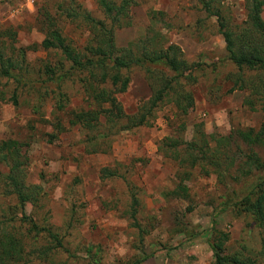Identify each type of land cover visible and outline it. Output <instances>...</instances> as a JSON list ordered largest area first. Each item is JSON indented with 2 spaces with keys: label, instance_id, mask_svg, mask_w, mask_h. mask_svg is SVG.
I'll list each match as a JSON object with an SVG mask.
<instances>
[{
  "label": "rangeland",
  "instance_id": "374dc122",
  "mask_svg": "<svg viewBox=\"0 0 264 264\" xmlns=\"http://www.w3.org/2000/svg\"><path fill=\"white\" fill-rule=\"evenodd\" d=\"M132 1L126 9L129 25L116 26L96 0H0V31L13 33L10 42L14 49L26 48L24 64L28 71L27 83L16 88L11 79L0 78L4 92L0 140L15 139L21 145L25 181L41 188L38 202L24 205L25 215L55 232L67 247V251L52 255L51 264H94V259L101 264H128L141 253L147 254L142 264H210L207 234L211 227L228 234L226 252L234 251L239 243L257 245V229L249 218L221 207L225 187L216 181L214 173L205 175L193 168L184 182L187 198L170 194L177 183L178 166L174 154L165 147L160 149L159 144L166 142V137L188 140L197 130L219 137L236 128L257 127L264 123V111L242 104L245 91L229 92L232 80L226 75L236 69L226 59L214 17H206L195 0ZM222 3L233 24L246 20L242 0ZM66 6L99 20L105 28L112 26L115 47L130 48L132 54L137 53V47L141 49L136 44L149 49L146 43L154 34L163 37L164 46L176 44L183 58L194 64L191 75L195 80L185 88L193 99L187 112L180 114L172 101L163 100L152 110L147 125L121 128L128 119L124 117L112 126L101 114L90 130L69 125L73 113L95 111L97 106L74 75L62 78L59 86L46 80L43 65H57L62 55L59 50L43 48L40 42L49 24L55 22L64 43L82 55L98 26L94 31L88 21L68 16L63 12ZM151 11L156 12L154 19L161 20L149 25ZM260 16L264 21V5ZM4 37L0 33V40ZM129 41L133 46L129 47ZM125 71L121 70L122 76L128 77L125 91L113 94L122 113L131 116L147 109L151 76L159 71L170 75V71L148 62L131 65ZM251 73L244 71V75ZM109 86L103 85L105 89ZM12 90L16 105L8 100ZM60 93L64 98L58 109ZM257 151L264 159V149ZM102 169L113 174H102ZM5 172L6 166L0 163V174ZM0 208V221L5 224L19 215L13 198H0ZM8 223L15 225L18 237L23 236L27 225L19 226L15 219ZM180 229L195 235L187 238L189 234ZM42 232L27 233L25 248L32 249L33 254L50 241ZM37 263L35 259L33 264Z\"/></svg>",
  "mask_w": 264,
  "mask_h": 264
},
{
  "label": "trees",
  "instance_id": "16d2710c",
  "mask_svg": "<svg viewBox=\"0 0 264 264\" xmlns=\"http://www.w3.org/2000/svg\"><path fill=\"white\" fill-rule=\"evenodd\" d=\"M246 9V20L242 24L232 23L229 13L224 9L222 0H195L206 17H214L216 31L222 36L226 59L235 67L236 71L226 75L231 79L229 92L235 89L246 92L242 104L250 110L257 107L264 111V21L260 16L264 0H242ZM97 5L103 13L114 22L116 26L129 25L126 9L132 4V0H96ZM62 4L58 6L62 11ZM65 10V11H64ZM63 12L72 18L80 17L88 21L92 28L98 26L97 33L93 32L92 43L88 45L85 52L78 53L68 43H64L59 28L52 23L49 24L47 35L40 42L45 49L59 50L61 61L57 65H43V75L48 82H56L59 86L62 78H70L74 75L83 86L88 97H91L97 106V110H81L73 113V119H68L69 125L79 124L90 130L98 120L99 114L104 116L107 124L114 126L118 119L128 117L121 128L128 129L140 125H147L151 112L159 102L172 101L180 114H185L193 104L192 94L185 89L195 80L191 75L194 64L188 63L182 56L181 50L176 44L163 45V37L154 34L146 45L149 49H136L132 54L130 48H117L114 44L112 26L105 28L99 20H93L88 14H82L77 10L69 9L67 6ZM156 12L151 11L149 25L160 21L155 18ZM119 19H124L122 22ZM198 25L203 26L201 20ZM167 26V25H166ZM150 26L147 28V30ZM5 36L0 40V78L11 79L14 88L18 84H26L27 66L25 61V49H14L10 40L13 33L3 31ZM98 36V37H97ZM97 37V38H96ZM159 37V38H158ZM129 47L133 46L131 41ZM161 65L170 71V75L159 71L152 77V94L145 111L127 116L121 111L120 103L114 94L125 91L128 77L122 76L121 70H128L131 65L142 66L144 63ZM67 63L68 67L65 68ZM251 74L244 75V71ZM71 71V72H70ZM125 71V72H126ZM85 72V73H84ZM109 83V88L103 85ZM159 83L158 87L155 84ZM101 86H100V85ZM103 84V85H102ZM3 91L0 90V100L3 99ZM114 93V94H113ZM56 107L60 109L63 104L64 94H59ZM8 100L16 105L17 98L15 90L9 93ZM105 104V105H103ZM58 125V123H57ZM166 142L161 141L159 148L165 147L168 152L174 154L178 166L176 172L177 183L170 194L175 197L187 198L184 182L190 178V171L196 168L202 174L214 173L216 181L225 187V193L221 200V207L235 212V215H244L249 218V223L257 229V245L247 247L245 243H239L234 251L226 252L225 242L228 234L215 227H211L207 234V240L212 252L210 264H264V159L258 154V149H264V123L257 127L250 126L233 129L228 135L214 137L205 135L201 130L193 133L186 140L180 136L173 139L166 137ZM244 146V148H242ZM21 145L15 139L0 140V163L6 166V172L0 174V198H13L18 216L9 221H0V264H33L37 259L40 262L51 264L52 255L58 250L67 251L64 242L53 231L43 225H36L32 218L25 215L24 205L27 202L36 204L41 196L39 185L30 184L25 181L24 159L20 151ZM91 151H95L91 149ZM106 171L102 169L101 173ZM107 175L113 174L106 171ZM231 184L237 185L236 188ZM135 203V198H132ZM3 209L0 208V212ZM18 225H27L23 236L17 235L15 225L8 223L12 220ZM29 227H28V224ZM248 223V224H249ZM213 224V223H212ZM31 230L34 234L41 231L50 238L46 243L33 250L25 248V242L29 239L27 233ZM42 232V233H44ZM187 238L195 234L180 229ZM53 240V243L51 242ZM147 254L141 253L128 264H142ZM99 260H93L94 264H101Z\"/></svg>",
  "mask_w": 264,
  "mask_h": 264
},
{
  "label": "clouds",
  "instance_id": "9594fccd",
  "mask_svg": "<svg viewBox=\"0 0 264 264\" xmlns=\"http://www.w3.org/2000/svg\"><path fill=\"white\" fill-rule=\"evenodd\" d=\"M31 2V0H29V3Z\"/></svg>",
  "mask_w": 264,
  "mask_h": 264
}]
</instances>
